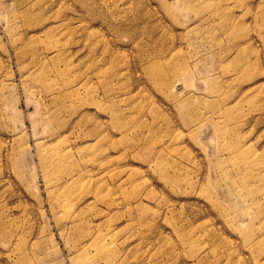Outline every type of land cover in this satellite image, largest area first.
Instances as JSON below:
<instances>
[{"label":"rangeland","instance_id":"1","mask_svg":"<svg viewBox=\"0 0 264 264\" xmlns=\"http://www.w3.org/2000/svg\"><path fill=\"white\" fill-rule=\"evenodd\" d=\"M0 264H264V0H0Z\"/></svg>","mask_w":264,"mask_h":264},{"label":"bare ground","instance_id":"2","mask_svg":"<svg viewBox=\"0 0 264 264\" xmlns=\"http://www.w3.org/2000/svg\"><path fill=\"white\" fill-rule=\"evenodd\" d=\"M71 177H72V176H70L68 179H69V180H72ZM68 179H67V180H68ZM66 182H67V181H66ZM53 200H54L55 202H57V203H60L61 200H62V196H60L59 194H57L56 196L53 197Z\"/></svg>","mask_w":264,"mask_h":264}]
</instances>
